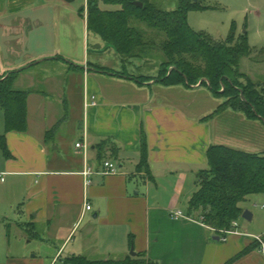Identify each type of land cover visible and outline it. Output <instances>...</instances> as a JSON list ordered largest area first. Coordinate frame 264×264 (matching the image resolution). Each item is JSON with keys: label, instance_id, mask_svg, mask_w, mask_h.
I'll return each instance as SVG.
<instances>
[{"label": "crops", "instance_id": "1", "mask_svg": "<svg viewBox=\"0 0 264 264\" xmlns=\"http://www.w3.org/2000/svg\"><path fill=\"white\" fill-rule=\"evenodd\" d=\"M82 20L61 2L0 0V75L22 70L14 86L29 91L26 131L6 132L3 116L0 135L5 133L10 156L3 151L0 180L8 176L11 186L23 185L18 216L38 242L29 249L11 244L2 264H70L75 256H131L143 262L137 264H264L256 241L263 229L244 230L237 220V230L224 234L188 214L208 147L264 149V122L232 108L216 112L224 99L206 85L168 86L154 78L139 83L97 71L95 65L110 67L100 58L104 45L96 44L97 62L88 60ZM42 62L51 73L40 72ZM131 63L144 66L142 60ZM92 96L96 104L89 106ZM75 99L78 106L71 108ZM67 120L76 125L64 141L60 129ZM142 133L149 170L139 169ZM103 140L117 145L104 160L98 156ZM83 141L86 148L76 147ZM105 160L120 170L102 173ZM178 209L190 218L173 217Z\"/></svg>", "mask_w": 264, "mask_h": 264}, {"label": "trees", "instance_id": "2", "mask_svg": "<svg viewBox=\"0 0 264 264\" xmlns=\"http://www.w3.org/2000/svg\"><path fill=\"white\" fill-rule=\"evenodd\" d=\"M136 1L139 0H89L87 30L113 47L124 63L146 58L153 50L163 53L158 75H133L95 65L97 71L131 77L139 83L154 78L168 86L190 87L201 81L200 85H206L214 96L224 98L216 112L232 108L249 119L264 122V82L254 80L240 68L242 59L253 52L248 32L236 34L233 24L226 39L214 40L194 30L187 15L192 8H206L200 0H179L172 10L151 0H141L142 6ZM102 2L112 5V9L102 8ZM79 12L84 16V7ZM21 71L0 75V104L6 132L27 130L29 91L14 86ZM141 145L139 169L149 170L145 133ZM116 146L103 140L98 145L99 158L104 160L108 150L116 152ZM0 147L9 157L5 133L0 135ZM197 179L198 189L189 201L188 214L204 216V222L216 230L232 229L233 222L244 212L241 203L253 194L264 193V153L211 144L207 149V167L197 172ZM67 260L70 264L143 263L131 256L106 261L75 256Z\"/></svg>", "mask_w": 264, "mask_h": 264}, {"label": "rangeland", "instance_id": "3", "mask_svg": "<svg viewBox=\"0 0 264 264\" xmlns=\"http://www.w3.org/2000/svg\"><path fill=\"white\" fill-rule=\"evenodd\" d=\"M151 1L167 10L175 9L179 4V0ZM52 2L53 4L55 2L63 3V5L68 7L70 11H76L80 16V19H83L84 21L86 19L87 22L88 10L86 11V9L88 8L86 7V0H74L72 2H67L65 0H52ZM200 3L206 6V8H192L188 11L187 19L190 26L196 31L206 33L214 40L226 39L231 32L233 24L235 25L236 34L239 35L240 33L248 32L249 43L252 46L253 52L251 56L242 59L240 68L243 72L249 74L254 80L264 82V0H200ZM83 7L84 16L79 12ZM101 7L104 9H112L113 6L102 2ZM82 28L84 30V39L89 45L88 60L97 62L100 55L96 53L97 48H95V45L101 43L104 45L103 47L105 50L100 58H103L105 64L110 66L108 68L131 73L133 75L145 73L151 76L158 75L160 64L164 57L163 53L158 50L150 51L146 58L141 59L144 66L136 68L134 63H124L117 51L110 45L106 44V42H104L99 36L89 32L84 26ZM141 60L134 59L133 61L138 63ZM45 65H47V63L42 62L38 64L37 67H45V69L40 71L42 74L48 72L51 73V66ZM81 66H85V64L81 63ZM220 99L223 100L224 98ZM78 102L77 99H75L74 103L70 100V107H77ZM60 105L63 107V104L60 103ZM3 116L4 112L0 106V133H3ZM72 123L73 125H76L72 120H67L64 121L61 126L60 130L64 135V137H62L64 141L67 140L65 137L69 138L71 136ZM234 127L236 129L235 131L238 133L243 132L239 123L237 128L236 124ZM213 130L214 137H217L219 134L218 123L213 125ZM220 138L221 137H219V139ZM215 140H218V138ZM256 152L264 153V149H259ZM2 155L3 150L0 147V162ZM6 178L7 181L5 182L0 180V264L5 261L9 254H11V244H18L19 246L26 245V247H28L27 249L38 244L36 239H32V234L30 235L27 228L20 222L18 216V206L20 205L19 202L22 200L23 185L18 184L17 186H11L10 179L8 176H6ZM241 204L244 207V210H250L255 217L252 220H247L241 216L238 219L241 226L240 228L244 230H264V207L261 206L264 204V193L253 194ZM247 225H250V228L246 227ZM41 230H44V228L41 227ZM29 239H32V241H29Z\"/></svg>", "mask_w": 264, "mask_h": 264}, {"label": "built area", "instance_id": "4", "mask_svg": "<svg viewBox=\"0 0 264 264\" xmlns=\"http://www.w3.org/2000/svg\"><path fill=\"white\" fill-rule=\"evenodd\" d=\"M88 4H89V0H86V7L87 8H88ZM87 10L88 9H86V11ZM95 104H96L95 96H92L90 101L88 102V105L90 106V105H95ZM76 147L86 148V144L84 143V141L78 142V143H76ZM119 170H120L119 167L116 165V163L114 161H112V160H105L104 161L102 173L112 174V173H117ZM83 173H84V175L89 176L91 173H93V171L91 168H87L86 170H84ZM0 178L3 179V177H1V174H0ZM92 182L93 181L91 178L88 177L86 179V185H90ZM256 206H257V204H256ZM261 206L264 207V204ZM86 208L90 209L91 205L89 203H86ZM172 216L175 218H190L188 214L184 213L180 209L173 211ZM200 220H201V222L205 223L204 222V216H200ZM233 224H234V228H232V229H221V230H217V231L224 233V234H228L230 232L236 231L237 227H238L237 221H234ZM223 239H225V238H223ZM256 241L259 243L260 250L264 253V235L256 236Z\"/></svg>", "mask_w": 264, "mask_h": 264}, {"label": "water", "instance_id": "5", "mask_svg": "<svg viewBox=\"0 0 264 264\" xmlns=\"http://www.w3.org/2000/svg\"><path fill=\"white\" fill-rule=\"evenodd\" d=\"M65 1H67V2H72V1H74V0H65ZM143 3H144V2L141 1V0L136 1V4L139 5V6H142ZM200 83H201V81H200ZM200 83H198V84H200ZM252 215H253V213H252L250 210H248V209H245L244 212H243V214H242V216H243L245 219H247V220H251V219H252ZM131 253H132V254H135L134 251H132Z\"/></svg>", "mask_w": 264, "mask_h": 264}]
</instances>
